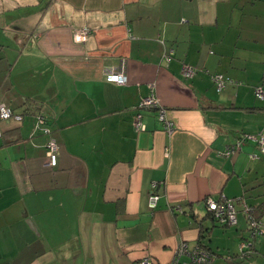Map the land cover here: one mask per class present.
<instances>
[{"label": "crops", "instance_id": "obj_1", "mask_svg": "<svg viewBox=\"0 0 264 264\" xmlns=\"http://www.w3.org/2000/svg\"><path fill=\"white\" fill-rule=\"evenodd\" d=\"M214 73L230 80L221 90ZM259 85L264 0H0V104L23 113L0 120V264H168L181 243L212 264H264V232L239 256L249 231L236 200L264 221V153L253 140L225 153L264 134ZM151 90L170 132L137 106ZM209 198L235 199V222L215 221Z\"/></svg>", "mask_w": 264, "mask_h": 264}, {"label": "built area", "instance_id": "obj_2", "mask_svg": "<svg viewBox=\"0 0 264 264\" xmlns=\"http://www.w3.org/2000/svg\"><path fill=\"white\" fill-rule=\"evenodd\" d=\"M90 33V29L87 26L79 27L75 30L73 35L75 41H85ZM166 58L169 59V54H166ZM195 73V69L190 65L182 66V74L186 77H190ZM107 81L124 84L127 82V76L122 72H111L105 76ZM212 79L217 84V88L220 89L224 84V77L220 73H216L212 76ZM254 92L257 97L264 100V90L260 86L255 87ZM139 108L143 107H153L157 109L158 118L164 123L165 128L170 132L172 131V125L170 120L167 118V109L164 108L160 103L154 92L151 90V93L147 96L141 98L138 103ZM35 122L33 129H41L44 133L49 132V127L46 121L45 116L38 114L35 116ZM14 118L16 120H21L23 117L20 114H14L12 109L4 104H0V120ZM141 115L138 113L134 117V126L136 129H143L144 125L141 123ZM0 130V136H1ZM245 140H253L258 145L260 151L264 153V134L260 133L259 135L245 134L243 138L238 139L233 145H230L225 153L230 154L239 147L240 142ZM57 150L58 144L54 138H49L46 143V155L47 159L44 163V166L53 167L56 165L57 161ZM157 183L153 182L151 184V189L148 196V205L150 208H154L157 203L158 194L155 192V187ZM236 200H240L242 204L243 211L248 215V222L250 227L248 241H242L239 244L240 251L246 246H251V238L257 236L264 232V221L259 218H255L251 213L252 208L244 203V201L239 197ZM235 199L221 198L219 200L206 199L205 207L206 211H209L218 219L221 223H233L235 222ZM176 210H180V206H175ZM186 254L188 256L187 260H181L180 255ZM214 259L213 254L204 249L201 246H195L192 249H187L184 243L178 245L176 249V254L174 258L168 264H212ZM139 264H151L149 257H144L139 261Z\"/></svg>", "mask_w": 264, "mask_h": 264}, {"label": "trees", "instance_id": "obj_3", "mask_svg": "<svg viewBox=\"0 0 264 264\" xmlns=\"http://www.w3.org/2000/svg\"><path fill=\"white\" fill-rule=\"evenodd\" d=\"M214 74H216V73H214ZM214 74H212L211 75V79H212V76L214 75ZM221 74V73H220ZM223 75V74H222ZM223 77H224V84H223V86L220 88V89H218L217 88V84H216V82H214L215 83V85H216V88H217V90H221L223 87H224V85L227 83V82H229L230 80H229V78L228 77H225L224 75H223ZM213 80V79H212ZM214 81V80H213ZM261 88H262V86L261 85H259ZM255 87H257V86H255ZM255 87H254V89H255ZM262 90H264V88H262ZM255 93V92H254ZM141 100V99H140ZM30 104H32V103H30ZM138 106V105H137ZM14 113V112H13ZM14 114H20V115H22V117H23V113H14ZM38 114H41L40 112H36L34 115L36 116V115H38ZM41 115H43V114H41ZM43 116H45V115H43ZM36 118V117H35ZM45 118H46V116H45ZM46 121H48V119L46 118ZM47 124H48V122H47ZM34 125V124H33ZM50 129V128H49ZM35 130H38V131H40L41 133H44L41 129H39V128H37V129H35ZM1 135H2V133H1ZM245 135V134H244ZM244 135H240L239 137H238V139H241V138H243V136ZM243 140H245V139H243ZM242 140V141H243ZM230 146V145H229ZM259 148V147H258ZM239 202H240V200H238ZM237 201V202H238ZM241 203V202H240ZM236 204V200H235V202H234V205ZM249 206V205H248ZM251 208H252V210H251V213L254 215V217L255 218H259L261 215L259 214V212L257 211L258 209L255 207H252V206H250ZM235 210H236V208H235ZM242 210H243V208H242ZM244 212V211H243ZM210 215H211V217L215 220V221H217V222H219V223H221L218 219H216L215 217H214V215L212 214V213H210ZM244 215H245V217H246V220H247V225H248V231L250 232V227H249V222H248V215L244 212ZM222 224H226V223H222ZM255 237L256 236H254V237H252L251 238V243H252V245L251 246H246L244 249H243V251H240V249H239V256H241V257H243V256H246V255H248L251 251H252V247H253V241H254V239H255ZM250 239V237H249V234H248V238L246 239L247 241Z\"/></svg>", "mask_w": 264, "mask_h": 264}, {"label": "rangeland", "instance_id": "obj_4", "mask_svg": "<svg viewBox=\"0 0 264 264\" xmlns=\"http://www.w3.org/2000/svg\"><path fill=\"white\" fill-rule=\"evenodd\" d=\"M34 120H35V117H34Z\"/></svg>", "mask_w": 264, "mask_h": 264}]
</instances>
